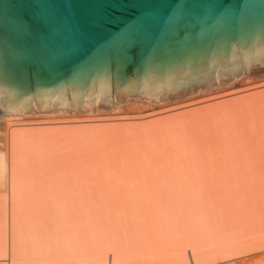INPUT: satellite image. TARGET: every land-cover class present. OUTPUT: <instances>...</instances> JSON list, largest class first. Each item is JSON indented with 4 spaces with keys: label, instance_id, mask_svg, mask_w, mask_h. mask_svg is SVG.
Masks as SVG:
<instances>
[{
    "label": "water",
    "instance_id": "1",
    "mask_svg": "<svg viewBox=\"0 0 264 264\" xmlns=\"http://www.w3.org/2000/svg\"><path fill=\"white\" fill-rule=\"evenodd\" d=\"M264 84V0H0V118L166 114Z\"/></svg>",
    "mask_w": 264,
    "mask_h": 264
},
{
    "label": "rangeland",
    "instance_id": "2",
    "mask_svg": "<svg viewBox=\"0 0 264 264\" xmlns=\"http://www.w3.org/2000/svg\"><path fill=\"white\" fill-rule=\"evenodd\" d=\"M255 90H257L256 91L257 93L253 92ZM255 90L245 92L240 95L238 94L235 96L227 95L226 98L216 100L214 101V103L212 101L210 102V104L209 102H207V103H202L200 105L199 104L200 102H199L197 103L196 106H192L193 108L189 107V108H185L184 110L181 109L178 112H175L173 114H181V113L183 114L185 112H190L195 109H197V111H201L203 110V108H206L209 105L216 104L215 102L217 103L226 102L227 99L228 101L238 100V98H243L244 96L246 97V95L252 97V96H255L256 94H260L261 92H264V88L255 89ZM259 105H260L259 106L260 108L259 107L250 108V109L246 108V110L243 109V110L228 114L230 116H225V118L221 122H215V119L214 120H202V122L192 124V126L190 125L189 127H186V128L180 129L181 127H179L173 130L160 131L154 135H152L153 133L150 135L151 132L149 130L147 131V134L149 135L145 134L144 136L143 134L146 133L144 131L140 133H132V132H129V133L122 132L121 133L120 132V135L122 136L119 135V132H116L118 135L113 132H104V134L100 133L98 135L94 134V136L93 134H86V133H85L86 134L85 136L76 135L74 137L75 138L73 142L74 145L71 144L75 146L73 148L75 149L74 150L75 152L73 151L72 156H71V152L69 153L66 152L67 153L66 154L63 150V152L61 151L62 153L60 152L61 153L59 155L60 159L59 160L55 159L57 161L56 162L54 161L55 167L53 163H51L50 167H47L46 169H44V174L49 175L48 179H50L51 177L50 175H52L53 173L55 175L54 178H59L58 176L56 177L55 173L61 172L60 169L61 170L63 169V171H65L66 168H68V170H66L65 173L61 175H64V174L66 175L67 173L78 172L77 181H76L77 183L75 185V188L78 190V195L75 196L76 197L75 201L72 204L68 203L62 207V209L65 208L64 209L65 212L64 211L62 212L61 210L59 211V209H61L59 207L55 208V210H54V207L53 209H51L52 206L50 205L47 207H44L43 210L45 209L47 210V208H49L48 209L49 211L47 210L48 211L47 213H50V216L47 213H43L46 211H42L41 209L39 210L38 208L30 207L31 210H26L25 206H22L19 209L18 216L20 220L27 219L28 222H26L27 224H25L26 227L24 226L21 228L20 222L17 223L18 224L17 226L19 227V236L27 235L31 239V238H34V236L38 234L45 235V233H47L48 235L52 234L50 235L51 237L48 238V240L50 241L52 240L51 247H53L55 244V247L57 245V248L60 249L65 244H67V247H68L69 243L71 242L72 243L70 244V249L72 247L73 248L75 247V243L77 244V247H75L73 253H71L73 249L70 250L69 247L67 248L65 246L66 247L65 250H67L70 253L68 252L66 253V251L64 250L65 248L64 247L60 249V252L61 250H63L62 251L63 253L61 252L62 255L60 252H59L60 255L58 252L56 253L55 251H57L58 249L54 247V249L51 248V250L54 251L57 255L55 254L54 256V252H53L52 257L50 258L46 257L44 259L42 258V259H37V260L36 259L34 260L25 259L23 260L22 264H24V262L25 263L31 262L33 264H87V263L90 264V262H94V261L96 262L98 261V259L100 260V263L101 261L104 260L103 262L110 264V261L119 262V258H121L120 261L122 260L124 261V264H163V263L164 264L166 263L167 264H176V263L180 264L179 262H181V264H188L190 259H188L189 257L185 258L187 254L188 256H190L191 254L195 252H200L204 248H209V247H211L210 249H212L213 251H210L209 249L208 250L204 249V251H202L205 254L204 258H206L207 256V259H205V262H207L208 260V255H206V253L209 252L208 254L210 255L213 254L214 256V257L212 256L213 258L209 256L210 258L207 264H210L211 262L215 264L216 259H218V256L221 257L223 256V254L228 255L232 253L235 254L239 259L241 258L240 259L241 261H239L240 264L241 263L250 264V262L251 263L256 262L255 264H257L259 261L264 262V244H263L264 243L263 242L264 241L263 240L264 239V235H263L264 234V172H262L264 171V168H263L264 167V101L262 100ZM249 111L250 113H248ZM167 117H170V114H166L165 116H162L161 118H167ZM216 125H218L217 127L218 129L220 128L223 131L222 132L223 134H220L221 131L219 132V130L216 128ZM227 128L229 130H227L226 133H224L225 132L224 130H226ZM201 132L202 134L200 136ZM187 134L188 135L191 134L190 136L192 138L190 136H189L190 138H188ZM114 135H117V136H114ZM196 135H198V138L195 137ZM78 136H79V139H78ZM179 138L183 140L181 141ZM186 139L189 141V143L187 142ZM192 139L196 140V142H193L195 143V145H192L193 147L191 146L192 144L191 141H193ZM231 140L233 142L234 141L238 142L237 143L238 151L241 152V154L239 155V158H240L239 161L243 162V164L241 163L242 165H240V162L238 163V165H240L241 167L240 166L238 167L240 171L238 170L236 174L237 176L240 174L241 175L238 177L235 175V182H234L235 184H233V186L230 189L220 191V189H222L221 186H218V187L217 185L210 186L211 184L208 183L210 185L204 188L206 190L203 189L204 191L202 192L197 191L196 193L194 190H192L193 192L192 191L189 192V190L185 192L180 189H176L178 187V183L180 182L179 179L175 180L171 176L163 177L161 173H158L161 171L162 168L166 169L165 172L168 173L170 171H173L175 168L179 166V164H177L178 159H179V155H177V153L182 148L181 146H183V145H179V143L181 144V142L186 143L184 145H186L187 148L188 146L191 147V148H188V151L192 153L191 154L189 152L191 156L189 157V159L191 158V162L195 166L194 161L196 159H197L196 161L197 163L201 162L202 164L203 163L202 161H204L205 158H208L210 155H218V157L220 156L219 158H222L221 155H225L227 151L228 152L233 151L234 150L233 142L231 144L230 142ZM26 142L29 143L32 141L29 140ZM229 142H230V145H229ZM235 144L236 143H234V145ZM256 149H258L259 151ZM77 151L78 152L80 151V152L77 153ZM208 152H211V153H208ZM249 153H250V156H249ZM251 153H254L255 160H254L253 154ZM52 154L54 153H51V155ZM245 154L246 156L253 157V158L243 160L242 158H244L245 156L242 157L241 155H245ZM54 155L56 156L58 154H54ZM176 155L178 156V158ZM77 156H81L82 158L79 157L78 159ZM165 157H168V158H165ZM114 158L118 160L117 163L115 162L116 160ZM137 159L139 160L137 161ZM164 159H168V160L164 161ZM250 159L252 160L250 162H254V166H252L253 164L251 165V163L249 162ZM162 161H164V163ZM244 161L246 162L247 166L244 165L245 164ZM255 161L257 163H255ZM71 165L74 166L72 168H75L76 171L69 170V168H71ZM242 166H245L243 167V169L245 168L244 171L242 169ZM248 166L249 167L251 166L250 168V171H252L251 173L248 169L249 168ZM255 167L256 169L253 171L252 169ZM259 167H260V170H262L261 172H258ZM54 168H57L59 171L57 170L58 172H56ZM240 168L242 169L243 173H241L242 171ZM247 170L250 174L249 173L247 174ZM238 172L240 173L238 174ZM156 174H160L158 176L159 177L161 176L160 178L162 179H159ZM144 175L146 176V179ZM139 179L141 180V182L143 181L142 179L146 181V182L143 181L144 183L147 184V187H145L146 191L148 189L149 190L153 189L151 191L149 190L147 191V193L149 192L151 193V194L149 193L151 196L149 195L148 197L149 199L153 198V201L148 200L149 201L148 202L146 200L147 202L146 205H145L146 202L142 203L143 205L142 204L139 205V203L141 202L137 200V199L145 200V197L147 195V193L143 192L144 189H142L143 191L140 188L139 189L141 191L138 190L137 187H139L138 186V183H139L138 181H140ZM128 182H130L132 186L134 185L133 187H135L136 185L137 192L139 191L141 193H144L145 195L144 194H143L144 196L141 195L142 198L140 195H138L140 196V198H138L137 192H135V194L131 193L132 191L130 190H133V191H136V190H134V188H131V186H129L131 189L125 188ZM163 184L167 185L169 189H164V187L160 188V186ZM43 185H45L43 186L44 188L46 186H49V187L54 186V184H50L47 182L46 184H43ZM214 186L215 188H213ZM126 190H128L127 191L128 193L126 192ZM25 192H26L25 197L27 196L26 197L27 200H30L28 198V195L31 198L30 190L25 191ZM135 197H137V199H135ZM148 197L146 198L148 199ZM131 199L134 202H131ZM137 201L139 203L136 204L135 202ZM56 209H58L57 210L58 213H56L57 212ZM209 212H211L212 216L208 215L210 214ZM42 214H43V217H42ZM65 214L67 215V217L65 216ZM57 215H60V217L62 216V218H60ZM53 216L54 217L57 216V218L61 220L58 219L59 220L58 221L56 217L53 218L52 220ZM44 217H47L48 221L49 219H51V223L50 222L47 223L48 221L45 220L48 225L53 223V225H56V226L52 225L51 227L48 228V225H47V227H45L46 224L43 221L46 218ZM40 219L43 220L42 221L43 224L41 223ZM68 221L70 222V224ZM59 222L60 223L65 222L64 223L65 225L64 224L57 225V223ZM248 222L250 224H248ZM195 223L197 224V226ZM200 224H203L202 229L196 230V227H199ZM61 225L68 227L69 232H66L68 231L67 230L68 228L65 229L64 226L62 228ZM73 226L77 228H71V229H74V230H71L70 227H73ZM54 228L56 230H54ZM62 229H65V230H62ZM165 229L166 230L169 229V230L166 231ZM50 231L51 233H49ZM55 231L56 232L63 231L64 233L62 232L63 234L61 233L62 234L61 235L58 232H57L58 234L55 233ZM74 231H75V235L79 233L78 234L79 243L77 242L78 240L76 241L74 240L75 238L77 239V236L75 237V235L74 236L72 235ZM174 232H177V234H175ZM53 233L57 235H55L54 237ZM177 235L181 236L179 240L177 239L178 237ZM257 236L262 237V238L259 237L260 238L259 240H261V242L257 239ZM252 238L253 240H251ZM242 240L244 242V245L245 243L247 244L249 242L248 243L249 247L245 245L246 246L245 250H244L245 246H243ZM254 241L255 242L259 241V242L256 245ZM198 242H201L202 245L201 243H198ZM177 243L180 245V247L177 245ZM101 244L103 245L106 244V245L103 246ZM110 244L113 246V248H111ZM181 244L185 246L184 248H186L185 250L183 249V246H182L183 250L180 249L182 252L178 249V247L181 248ZM252 244H253V247H252ZM213 246L215 247L213 248ZM239 247H241L240 248L241 250L239 249V252H238L237 250ZM258 247L259 248L261 247V248L259 249ZM80 248H82V250ZM110 249L113 250V252H111ZM232 249L234 250L233 252H232ZM87 251L92 252V255H88ZM246 251L252 252V254L249 257L250 259H247L248 257L244 253ZM101 252H103V254H101ZM171 252L172 253L175 252L176 256H180L179 259L176 256H170ZM210 252H214V253H210ZM154 253L158 256H156ZM183 253L185 256L183 255ZM175 254L173 253V255ZM58 256L61 258H58ZM81 256L83 258H81ZM85 257H87V259ZM175 257L178 260H176ZM204 258H203V262H204ZM15 261L18 263L20 261L22 262V260L17 261L16 259ZM209 261L211 262L209 263ZM205 262L204 264H206ZM0 264H7V263L4 262ZM231 264H235V263H231ZM259 264H264V263L261 262Z\"/></svg>",
    "mask_w": 264,
    "mask_h": 264
},
{
    "label": "bare ground",
    "instance_id": "3",
    "mask_svg": "<svg viewBox=\"0 0 264 264\" xmlns=\"http://www.w3.org/2000/svg\"><path fill=\"white\" fill-rule=\"evenodd\" d=\"M260 88H264V84L258 85L256 87L250 88V89H246V90H242V91H238V92H234V93H230L227 94L228 96H235V95H240L243 94L245 92H249L255 89H260ZM257 90L253 91L255 93ZM248 94V93H247ZM227 95H223L220 97H216L213 99H209L207 101H202L199 104L201 105L202 103H207L212 102L214 103V101L216 100H220L222 98H226ZM229 98V97H228ZM238 98V97H237ZM230 99V98H229ZM264 101V92H261L260 94H256L255 96H244L243 98H238V100H232V101H227L226 102H221V103H217L214 105H209V106H205L206 108H203V110L201 111H197V109L190 111V112H185V113H181V114H173L175 112H178L179 110H184L185 108H189L192 106H196L197 103L183 107L177 111H169L166 114H170V117L167 118H161L162 116H165L166 114H160V113H154V112H149L146 114V112L144 111H136V112H131V113H126V114H121V115H115V116H103V117H99V116H89V123H83V122H69L67 121L66 118H60V117H55V118H46L40 122H26V121H22L19 120L17 118H0V263H7V264H22L23 260L25 259H44V258H50L53 255V252L51 250L54 249L55 244L53 247H51L52 245V240H48L49 237H51L50 235L52 234H47L45 233V235H41L38 234L36 236H34V238H29L27 235L26 236H19V227L17 226L18 222H20L21 228L25 226V224H27L26 222L27 219H21L19 218V209L22 206H25L26 210H31V208H38L39 210L41 209L42 211H46L43 213H47L49 210V208H47V210H43L44 207L47 206H52L51 209L54 210L55 208H61L59 209V211L61 210L62 212L64 211L65 208L62 209L63 206H65V204H72L75 201V196L78 195V190L75 188L76 185V181H77V173L78 172H73V173H67L65 175H61L63 173H65L66 170H68V168H66L65 171H63V169L59 172V173H55L56 177L58 176L59 178H54V173L52 175H50V179H48L49 175L48 174H44V169H46L47 167H50L51 163H54L59 160V155L63 152H71V156L73 154V151L75 149H73L75 146L74 145V140H75V136L76 135H86V134H100L104 132H113L115 134H117L116 132H120L122 133H126V132H132V133H140V132H146L143 134V136L145 134H147V131L149 130L151 133L150 135H154L157 134L160 131H168V130H173L175 128H186L189 127L190 125L192 126V124H196V123H200L202 122V120H214L215 122H221L225 116H230L228 114L243 110L246 108L250 109V108H258L260 105L261 101ZM193 108V107H192ZM196 108V107H194ZM260 108V107H259ZM192 110V109H191ZM223 110V111H222ZM258 110V109H257ZM253 112V111H252ZM250 113V111L248 112ZM173 114V115H171ZM227 118V117H226ZM263 120V119H262ZM207 122V121H206ZM216 124V123H215ZM223 125V124H222ZM224 126V125H223ZM218 127V125H216V128ZM225 128V127H224ZM200 129V128H199ZM218 129V128H217ZM223 129V128H222ZM179 130V129H178ZM219 132L221 131L220 134H223L222 130L219 128L218 129ZM229 130L228 128L226 130H224L226 133V131ZM182 131V130H181ZM204 132V131H203ZM229 132V131H228ZM86 133V134H85ZM149 133V132H148ZM172 134V133H171ZM202 132L200 133L201 136ZM210 134V133H209ZM111 135V134H109ZM113 135V134H112ZM118 135V134H117ZM114 135V136H117ZM133 135V134H132ZM149 135V134H147ZM146 135V136H147ZM188 135V134H187ZM191 135V134H190ZM188 135V138H190L191 136ZM256 135V134H255ZM91 136V135H90ZM101 136V135H100ZM122 136V135H120ZM157 136V135H156ZM190 136V137H189ZM215 136V135H214ZM180 137V136H179ZM196 138H198V135L195 136ZM77 138V137H76ZM187 138V139H188ZM192 138V137H191ZM233 138V137H232ZM35 139V140H34ZM79 139V136H78ZM134 139V138H132ZM158 139V138H157ZM181 140V138H179ZM185 139V138H184ZM186 139V140H187ZM238 139V138H237ZM32 141V142H26V141ZM34 140V141H33ZM183 140V139H182ZM181 140V141H182ZM193 140V139H192ZM195 140V139H194ZM191 141V146L195 145L196 142L195 141ZM251 140V138H250ZM80 141V140H79ZM77 141V142H79ZM146 141V140H145ZM180 141V142H181ZM223 141V140H222ZM241 141V140H240ZM187 142L189 143V141L187 140ZM232 144V140L230 141ZM229 142V145H230ZM139 143V142H138ZM173 143V142H172ZM213 143V142H212ZM234 143H238L236 141L233 142V151H230L225 154V155H221L222 158H219L218 155H210L208 158H205L204 161H202L203 163L201 164V162L197 163V159L194 161L195 162V166L192 164L191 162V158L189 159L190 156V151H188V148H191L188 146V148L186 147V143L181 142V144L179 143V145H183L181 146L182 148L179 150V152L177 153V155H179V159H178V163L179 166L177 168H175L173 171L170 172H165L166 169L162 168L160 172L161 175H163V177L166 176H171L172 178L179 179V183H178V187L176 189H180L182 191H192L194 190L196 193L198 192H202L206 189L208 185L213 186V185H217L221 186L222 189L221 190H226V189H230L233 184H235V175L237 176V171L239 170L238 167L240 165L243 164V162L239 161V155L241 154V152L238 151V144L234 145ZM73 144V145H71ZM146 144V143H145ZM137 145V144H136ZM228 145V146H229ZM240 145V144H239ZM242 145V143H241ZM79 146V145H78ZM89 146V145H87ZM135 146V145H134ZM72 147V149H71ZM116 147V146H115ZM193 147V146H192ZM202 147V146H201ZM207 147V145H206ZM255 147V146H254ZM80 148V147H79ZM177 148V147H176ZM230 148V147H229ZM127 149V148H126ZM132 149V148H131ZM202 149V148H201ZM253 149V148H252ZM251 149V150H252ZM209 150V149H208ZM232 150V148H231ZM258 150V149H256ZM62 151V152H61ZM118 151V150H117ZM128 151V150H127ZM139 151V150H138ZM177 151V149H176ZM192 151V150H191ZM211 151V150H210ZM259 151V150H258ZM257 151V152H258ZM61 152V153H60ZM75 152V151H74ZM80 152V151H79ZM77 151V153H79ZM120 152V151H119ZM147 152V151H146ZM150 152V151H149ZM190 152V153H189ZM193 152V151H192ZM215 152V151H214ZM253 152V151H252ZM261 152V151H260ZM54 154H58V155H54ZM123 153V152H122ZM158 153V152H157ZM175 153V154H176ZM198 153V152H197ZM200 153V152H199ZM211 153V152H208ZM67 154V153H66ZM81 154V153H80ZM130 154V153H129ZM150 154V153H149ZM161 154V153H160ZM192 154V153H191ZM254 156V160H255V155L254 153H251ZM46 155V156H45ZM51 155V156H50ZM76 155V154H75ZM79 155V154H77ZM117 155V153H116ZM137 155V154H136ZM176 155V156H177ZM194 155V154H193ZM50 156V157H49ZM112 156V155H111ZM139 156V155H138ZM242 157L245 156L244 158H242L243 160H247L249 158H253V157H248L245 155H241ZM250 156V153H249ZM67 157V156H66ZM74 157V156H73ZM78 159L81 156H77ZM121 157V156H120ZM124 157V156H123ZM129 157V156H128ZM127 157V158H128ZM134 157V156H133ZM147 157V156H146ZM145 157V158H146ZM75 158V157H74ZM82 158V157H81ZM138 158V157H137ZM160 158V157H159ZM164 158V157H163ZM168 158V157H165ZM175 158V157H174ZM178 158V156H177ZM176 158V159H177ZM57 159V160H55ZM115 159V158H114ZM122 159V158H121ZM147 159V158H146ZM173 159V158H172ZM175 159V160H176ZM258 159V157H257ZM256 159V160H257ZM116 160V159H115ZM130 160V159H129ZM133 160V159H132ZM139 159H137L138 161ZM152 160V159H151ZM154 160V159H153ZM168 159H164V161H166ZM260 160V159H259ZM53 161V162H52ZM55 161V162H54ZM120 161V160H119ZM126 161V160H124ZM142 161V160H141ZM148 161V160H147ZM155 161V160H154ZM164 161H162L164 163ZM177 161V160H176ZM201 161V160H200ZM242 161V160H241ZM252 161L251 159L249 160V162ZM114 162V161H113ZM116 163L118 162V160L115 161ZM132 162V161H131ZM145 162V161H144ZM153 162V161H152ZM173 162V161H172ZM240 162V165H238V163ZM245 162V161H244ZM248 162V161H247ZM129 163V162H128ZM242 163V164H241ZM252 166H254V162H250ZM255 163H257L255 161ZM121 164V163H120ZM134 164V163H133ZM249 164V163H248ZM52 165V166H53ZM112 165V163H111ZM143 165V164H142ZM162 165V164H161ZM245 166H247L246 162L244 164ZM256 165V164H255ZM259 165V164H258ZM108 166V165H107ZM132 166V165H131ZM130 166V167H131ZM152 166V165H150ZM242 166V169L243 167ZM55 167V165H54ZM59 167V166H58ZM74 166L71 165V168H69L70 171L75 170V168H72ZM136 167V166H135ZM193 167V168H191ZM195 167V168H194ZM241 167V166H240ZM249 167V166H248ZM257 167V166H256ZM255 168H253L252 170L254 171ZM111 168V167H110ZM121 168V167H120ZM141 168V167H140ZM251 166L248 168L250 171ZM264 168V167H263ZM56 172H58L59 170L57 168H54ZM108 169V168H107ZM137 169V168H136ZM146 169V168H145ZM241 169V168H240ZM241 169V171H242ZM258 169V168H257ZM262 169V168H261ZM58 170V171H57ZM147 170V169H146ZM157 170V169H156ZM245 170V168L243 169V171ZM260 167L258 169V172H261L262 170H260ZM48 171V170H47ZM115 171V170H114ZM240 171V170H239ZM243 171L241 173H243ZM49 172V171H48ZM53 172V171H51ZM69 172V171H67ZM252 171H250L251 173ZM264 172V171H262ZM46 173V172H45ZM148 173V172H147ZM146 173V175H147ZM170 173V174H169ZM240 172H238L239 174ZM245 173V172H244ZM248 170H247V174H248ZM249 173V174H250ZM256 173V172H255ZM50 174V173H49ZM61 176H60V175ZM116 174V173H115ZM145 174V173H144ZM169 174V175H168ZM246 174V173H245ZM244 174V175H245ZM262 174V173H261ZM104 175V174H103ZM151 175V174H150ZM157 176L160 174H156ZM241 175V174H240ZM238 175V176H240ZM110 176V175H109ZM125 176V175H124ZM137 176V175H136ZM145 176V175H144ZM237 176V177H238ZM79 177V176H78ZM139 177V176H138ZM137 177V179H138ZM148 177V175H147ZM161 177V176H160ZM158 176L159 179H162ZM236 177V178H237ZM140 178V177H139ZM146 179V176H145ZM148 179V178H147ZM51 180V182H50ZM140 180V179H139ZM143 181H145L144 179H142ZM152 180V179H151ZM172 180V179H171ZM246 180V179H244ZM119 181V180H118ZM138 181V190H142L144 189V193H147V191L149 190H145V187H147V184L144 182ZM240 181V180H239ZM50 183V184H54V186L49 187L46 186L45 188L43 186V184ZM146 182V181H145ZM237 182V181H236ZM249 182V181H248ZM135 183V182H134ZM133 183V184H134ZM210 183V184H208ZM48 185V184H47ZM118 185V184H117ZM126 185V184H125ZM143 185V186H142ZM151 185V184H150ZM242 185V184H241ZM120 186V185H119ZM129 186H131V188H134V190H136V185L135 187H133L130 182L127 183V185L125 186V188H130ZM160 186V185H159ZM215 186L213 188H215ZM240 186V185H239ZM238 186V187H239ZM121 187V186H120ZM158 187V186H157ZM156 187V188H157ZM164 189H169L167 187V185L163 184L160 186V188ZM176 187V186H175ZM109 188V187H107ZM130 188V189H131ZM140 188V189H139ZM155 188V187H154ZM235 188V187H234ZM116 189V188H115ZM128 189V190H130ZM151 189V188H150ZM175 189V190H176ZM204 189V190H203ZM31 193V198L28 195V198L30 200H27V196L25 197V191H29ZM111 190V189H110ZM126 190V192L128 191ZM140 190V191H141ZM153 190V189H151ZM149 190V191H151ZM34 191V192H33ZM132 191L131 193L137 192ZM129 191V192H130ZM146 191V192H145ZM232 191V190H231ZM184 192V193H185ZM193 192V191H192ZM223 192V191H222ZM128 193V192H127ZM144 193L141 192H137V196L138 195H143ZM150 193V192H149ZM147 193L146 197H148L150 194ZM155 194V193H154ZM145 195V194H144ZM143 195V196H144ZM116 196V195H115ZM124 196V195H122ZM140 196H138V198H140ZM151 196V195H150ZM186 196V195H185ZM145 197L144 199H137V197H135V199H137L138 201L135 202L136 204L139 203L142 204L144 202H146V200L153 201L152 199H148ZM123 198V197H122ZM142 198V196H141ZM170 198V197H169ZM114 199V198H113ZM134 199V200H135ZM144 200V201H143ZM148 201V202H149ZM155 201V200H154ZM161 201V200H159ZM261 201V200H260ZM122 202V201H120ZM131 202H134L131 199ZM157 202V201H156ZM183 202V201H182ZM134 203V204H135ZM151 203V202H150ZM153 203V202H152ZM158 203V202H157ZM257 203V201H256ZM259 203V202H258ZM120 204V203H119ZM128 204V203H127ZM147 204V202L145 203V205ZM261 204V203H260ZM115 205V204H114ZM143 205V204H142ZM141 205V206H142ZM262 205V204H261ZM69 206V205H68ZM67 206V207H68ZM134 206V205H133ZM31 207V208H30ZM66 207V208H67ZM172 207V206H171ZM123 208V207H122ZM58 209H56L57 211ZM131 210V209H130ZM218 210V209H217ZM259 210V209H258ZM41 211V213H42ZM124 211V210H123ZM65 212V211H64ZM221 212V211H220ZM39 213V211H38ZM52 213V212H51ZM58 213V211L56 212ZM210 216L211 212H209ZM232 213V212H231ZM50 216V213H47ZM54 214V213H53ZM128 214V213H127ZM219 214V213H218ZM229 214V213H228ZM46 215V214H45ZM55 215V214H54ZM62 215V214H61ZM64 215V213H63ZM62 215V216H63ZM224 215V214H223ZM250 215V214H249ZM263 215V214H262ZM60 217V215H57ZM56 219L58 220L59 218ZM62 216L60 218H62ZM65 216L67 217V215L65 214ZM156 216V215H155ZM43 217V214H42ZM54 216L52 217L55 218ZM64 217V216H63ZM167 217V216H166ZM229 217V216H228ZM40 218V216H39ZM46 218V219H44ZM44 221L42 219H40L41 223L42 221L45 222L47 227V223H51V219H49V221L47 220V217H44ZM65 218V217H64ZM63 218V219H64ZM127 218V217H126ZM134 218V217H133ZM247 218V217H246ZM230 219V218H229ZM48 221L46 223V221ZM61 220V219H59ZM58 220V221H59ZM244 220V219H243ZM56 221V220H54ZM57 221V222H58ZM153 221V220H152ZM239 221V220H238ZM250 221V220H249ZM31 222V221H30ZM62 222V221H61ZM69 222V221H68ZM65 223V222H64ZM64 223H57V225L59 224H64ZM73 223V222H72ZM104 223V222H103ZM171 223V222H170ZM241 223V222H240ZM247 223V222H246ZM245 223V224H246ZM252 223V222H251ZM43 224V223H42ZM41 224V225H42ZM55 224V223H54ZM70 224V222H69ZM174 224V223H173ZM196 224V223H195ZM248 224H250L248 222ZM255 224V223H253ZM35 225V224H34ZM53 225L50 224L48 225V228L51 227ZM65 225V224H64ZM63 225V226H64ZM67 225V223H66ZM208 225V224H207ZM236 225V224H235ZM241 225V224H240ZM56 226V225H53ZM63 226L61 225V227L63 228ZM70 226V225H69ZM72 226V225H71ZM119 226V224H118ZM197 226V224H196ZM203 224H200L199 227H196V230L198 229H202ZM217 226V225H216ZM239 226V224H238ZM26 227V226H25ZM44 227V228H45ZM58 227V226H57ZM56 227V229H57ZM60 227V228H61ZM65 227V226H64ZM167 227V226H166ZM245 227V226H244ZM68 227H65V229H67ZM71 228H77V227H70ZM174 228V227H173ZM194 228V227H193ZM251 228V227H250ZM54 228V230H56ZM62 229V230H65ZM221 229V227H220ZM226 229V228H225ZM52 230V231H54ZM61 230V229H60ZM69 232V228L67 229ZM74 230V229H71ZM77 230V229H76ZM154 230V229H153ZM166 230V229H165ZM169 230V229H167ZM166 230V231H167ZM88 231V230H87ZM58 232V231H57ZM55 231V233H57ZM63 232V231H62ZM62 232H58V233H62ZM171 232V231H170ZM51 233V231L49 232ZM54 234L55 235L57 234ZM64 233V232H63ZM62 233V234H63ZM78 233V232H77ZM76 233V234H77ZM127 233V232H126ZM136 233V232H135ZM142 233V232H141ZM175 234H177V232H174ZM202 233V232H201ZM59 234V235H60ZM61 234V235H62ZM68 234V233H67ZM79 234V233H78ZM78 234L75 235V231L73 232V236L75 235V237L77 236V239L75 238L74 240H78ZM146 234V233H144ZM196 234V233H195ZM128 235V234H127ZM261 235V234H260ZM264 235V234H263ZM262 235V236H263ZM146 236V235H145ZM174 236V235H172ZM176 236V235H175ZM177 239L179 240V238L181 236L177 235ZM32 237V236H31ZM53 237V236H52ZM138 237V236H136ZM260 238H262L261 236H259ZM257 236V239L259 240V238ZM69 238V237H68ZM176 238V237H175ZM189 238V237H188ZM208 238V237H207ZM256 238V237H255ZM173 239V238H172ZM55 240V239H54ZM186 240V239H185ZM191 240V239H190ZM194 240V239H192ZM204 240V239H203ZM206 240V239H205ZM247 240V239H246ZM244 240V241H246ZM249 240V239H248ZM253 240V238L251 239ZM264 240V239H263ZM262 240V241H263ZM69 241V240H68ZM182 241V240H181ZM250 241V240H249ZM256 241V240H255ZM254 241V242H255ZM261 242V240H259ZM258 241V242H259ZM65 242V241H63ZM67 242V241H66ZM79 243V240L77 241ZM106 242V241H105ZM177 242V240H176ZM241 242V241H240ZM252 242V241H251ZM258 242H255V244L257 245ZM264 242V241H263ZM51 243V244H50ZM62 243V242H61ZM72 243V242H71ZM69 243V249H70V244ZM74 243V241H73ZM179 243V242H178ZM177 243V245L180 247V245ZM201 243V242H198ZM243 246H248V243L244 245V242L242 240ZM241 243V244H242ZM58 244V243H57ZM64 244V243H63ZM81 244V243H80ZM107 244V243H106ZM104 244V245H106ZM174 244V243H173ZM254 244V243H253ZM252 244V247H253ZM264 244V243H263ZM62 245V244H61ZM73 245V244H72ZM71 245V247H72ZM103 245V244H101ZM103 245V246H104ZM109 245V244H108ZM107 245V246H108ZM111 245V244H110ZM202 245V243H201ZM238 245V244H237ZM67 247V244L63 245V247H59L60 249ZM74 246V245H73ZM84 246V245H83ZM101 246V247H103ZM182 244H181V248L178 247V249H182ZM246 246L244 247V250L246 249ZM261 246V245H259ZM66 247L64 248V250L66 249ZM67 247V248H68ZM75 247H77V244L75 243ZM74 247V248H75ZM100 247V248H101ZM185 246H183V249L186 250V248H184ZM215 246H213L214 248ZM217 247V246H216ZM221 247V246H220ZM249 247V246H248ZM256 247V246H254ZM57 248V245L56 247ZM74 248L72 247L71 249H73L71 251V253H73ZM91 248V247H90ZM99 248V249H100ZM108 248V247H107ZM111 248H113V246L111 245ZM123 248V247H122ZM176 248V246H175ZM209 248H204L206 250H210L213 251L212 249ZM241 247L238 248V252L239 249ZM251 248V247H250ZM259 248V247H258ZM261 248V247H260ZM259 248V249H260ZM58 249V248H57ZM60 249H58L57 251H55L56 253L60 252ZM70 249V250H71ZM82 250V248H80ZM98 249V250H99ZM182 249V250H183ZM201 250L200 252H195L193 254H191L190 256H188V254L186 255L185 258L189 257L188 259H190L189 263L191 264H204L205 259L204 258V251ZM243 249V247H242ZM79 250V248H78ZM103 250V249H101ZM111 250V249H110ZM119 250V249H118ZM177 250V249H175ZM200 250V249H199ZM225 250V248H224ZM241 250V249H240ZM242 250V251H244ZM249 250V249H248ZM63 250H61L62 252ZM66 253L68 252L67 250H65ZM76 251V250H75ZM100 251V250H99ZM117 251V250H115ZM181 251V250H180ZM198 251V250H197ZM222 251V250H221ZM234 250L232 249V252ZM54 252V256L55 253ZM60 252V253H61ZM88 255H92V252L87 251ZM98 252V251H97ZM106 252V251H105ZM110 252V251H109ZM111 252H113V250H111ZM178 252V251H177ZM182 252V251H181ZM180 252V253H181ZM202 252V253H201ZM219 252V251H217ZM231 252V253H232ZM59 253V255H60ZM63 253V252H62ZM61 253V255H62ZM65 253V252H64ZM70 253V252H68ZM151 253V252H150ZM156 253V252H155ZM154 253V254H155ZM172 253V252H171ZM170 256H176L175 252H173L175 255H173V253ZM209 253V252H208ZM206 253V255H208V260L210 257L213 256ZM210 253H214V252H210ZM229 253V252H228ZM237 253V252H236ZM245 255H247V259H250V255L252 254V252H244ZM98 254V253H97ZM101 254H103V252H101ZM111 254V253H110ZM123 254V253H122ZM159 254V253H158ZM163 254V253H162ZM161 254V256H162ZM186 254V253H185ZM238 254V253H237ZM243 254V252H242ZM57 255V254H56ZM72 255V254H71ZM94 255V253H93ZM156 255V254H155ZM165 255V253H164ZM167 255V253H166ZM178 255V254H177ZM184 255V253H183ZM240 255V254H239ZM74 256V255H73ZM83 256V255H82ZM81 256V258H83ZM86 256V255H85ZM96 256V255H95ZM103 256V255H101ZM120 256V255H119ZM158 256V255H156ZM160 256V257H161ZM185 256V255H184ZM183 256V257H184ZM210 256V257H209ZM218 256V255H217ZM68 257V256H66ZM75 257V256H74ZM90 257V256H89ZM94 257V256H93ZM112 257V256H111ZM117 257V256H116ZM148 257V256H147ZM154 257V256H153ZM178 259L180 256H176ZM175 257V259H176ZM182 257V256H181ZM214 257V256H213ZM212 257V258H213ZM216 257V256H215ZM254 257V256H253ZM58 258H61L58 256ZM63 258V256H62ZM77 258V257H76ZM80 258V257H79ZM87 259V257H85ZM95 258V257H94ZM159 258V257H158ZM164 258V257H162ZM166 258V256H165ZM174 258V257H173ZM184 258V259H185ZM203 258H204V262H203ZM15 259L18 260H22V262L20 261L19 263L15 261ZM73 259V258H72ZM78 259V258H77ZM85 259V260H86ZM118 259V258H117ZM121 258H119V262H115V261H110V264H124V261H120ZM176 259V260H178ZM182 259V258H181ZM187 259V260H188ZM241 259V258H240ZM235 254H228V255H224L219 257L218 259H216V263L215 264H231V263H235V264H240L239 261H241ZM246 259V260H247ZM102 260V259H101ZM207 260V262H208ZM262 260V259H261ZM47 261V260H46ZM62 261V260H61ZM104 261V260H103ZM98 259V261H94V262H90V264H107L106 262H103ZM167 261V260H166ZM181 261V260H180ZM212 261V260H211ZM209 261V263L211 262ZM250 261V260H248ZM247 261V263H248ZM51 262V261H50ZM55 262V261H54ZM66 262V261H65ZM103 262V263H102ZM207 262H205L207 264ZM264 263L263 261H259L257 264L259 263ZM29 264L31 262H28ZM25 263L24 264H28ZM109 263V262H108ZM172 263V262H171ZM181 264V262H179ZM188 263V264H189ZM245 263V262H244ZM256 263V262H255ZM254 262H250V264H255ZM33 264V263H31ZM88 264V263H87ZM164 264V263H163ZM167 264V263H166ZM177 264V263H176ZM210 264H213L212 262ZM242 264V263H241Z\"/></svg>",
    "mask_w": 264,
    "mask_h": 264
}]
</instances>
